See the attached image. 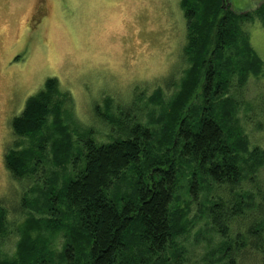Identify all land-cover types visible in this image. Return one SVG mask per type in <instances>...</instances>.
Returning a JSON list of instances; mask_svg holds the SVG:
<instances>
[{"label": "trees", "instance_id": "16d2710c", "mask_svg": "<svg viewBox=\"0 0 264 264\" xmlns=\"http://www.w3.org/2000/svg\"><path fill=\"white\" fill-rule=\"evenodd\" d=\"M180 7L186 69L170 95L96 105L105 141L66 122L55 78L13 118L4 163L20 188L15 207L0 203V264H189L200 244L202 264H264V148L244 128L264 99L243 96L264 78L244 28L264 30V0L242 12L230 0Z\"/></svg>", "mask_w": 264, "mask_h": 264}, {"label": "rangeland", "instance_id": "374dc122", "mask_svg": "<svg viewBox=\"0 0 264 264\" xmlns=\"http://www.w3.org/2000/svg\"><path fill=\"white\" fill-rule=\"evenodd\" d=\"M180 1L0 0L1 204L12 208L19 199L20 187L4 163L5 151L13 142L11 121L47 79H57L60 91L69 96L65 120L71 128L92 129L100 141L107 139L108 127L95 107H102L105 97L127 108L133 98L138 100L145 92L153 95L158 87L171 94L170 80L177 83L178 73L187 67L183 58L186 25ZM260 1L230 3L242 12L254 9ZM244 28L264 61V30L259 21ZM167 84L170 87L165 88ZM243 96L255 104L262 101L264 78L252 77ZM244 128L250 144L264 148V115L244 122ZM257 181L263 196L264 168ZM245 187L254 190L250 182ZM186 189L183 180L178 199H188ZM193 214H197L196 208ZM194 248L189 264H202L204 246ZM249 264L260 263L254 260Z\"/></svg>", "mask_w": 264, "mask_h": 264}]
</instances>
